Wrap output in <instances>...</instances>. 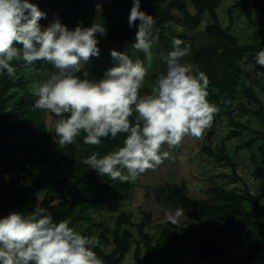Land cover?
Segmentation results:
<instances>
[{
    "label": "trees",
    "instance_id": "trees-1",
    "mask_svg": "<svg viewBox=\"0 0 264 264\" xmlns=\"http://www.w3.org/2000/svg\"><path fill=\"white\" fill-rule=\"evenodd\" d=\"M46 1V0H42ZM224 0H191L192 14L180 0H171L164 6L161 0H141L140 10L154 17L159 29L156 43L165 55L171 51L173 37L191 46L186 59L199 66L209 78L208 100L219 106L206 138L212 142L221 123L229 124V136L252 135L241 147L256 148L259 164L264 170V130H253L243 123L238 114H247L264 123V69L255 65L253 55L264 48V22H256L250 8L264 17V0H237L227 9L228 25L217 14ZM101 0H68L61 5L60 22L69 29L77 24L90 26L94 18L105 21L107 34L98 36L100 54L110 49L118 52L125 43L135 38L136 28L128 27L132 0H112L100 6ZM181 14L178 27L171 31L172 10ZM245 17L252 27L250 42L242 44L233 28ZM206 23L199 31L202 20ZM42 28L49 25L40 21ZM252 64L249 70L245 65ZM14 76L0 74V217L10 212L27 214L36 207L48 210L54 221H70L86 236H98L100 245L95 248L104 264H124L129 254L135 264H184L187 257L219 263L224 259L238 264H251L264 253V205L248 186L239 182L237 164L229 155L224 141L204 145L202 151L214 162L228 166L231 173H220L197 199L188 195L187 182L180 185L164 183L155 188L154 200L166 208H183L195 220H206L207 227L190 226L181 221L179 227L167 222L160 237L150 233L151 213L141 210L142 218L135 221L132 214L121 212L113 219V227L106 222L105 211L111 202L122 200L132 187L130 182L113 181L99 177L94 169L81 163L94 152L105 155L122 146V135L116 139L102 138L97 146L84 145L83 135L76 145H68L70 161L56 164L52 171L55 153L48 150L47 142L39 146L41 138L55 135L46 123L44 111L34 107L38 97L33 90L38 74L54 71L50 64L38 61L34 66L13 62ZM30 76V77H29ZM37 76V77H36ZM83 78V74H80ZM29 77V78H28ZM240 147V148H241ZM257 162V160L255 161ZM8 175L6 183L2 181ZM230 184H237L230 186ZM104 220L101 223L97 219ZM252 221V229L243 237L244 222ZM248 250L244 257L229 253L233 243ZM109 248V249H107Z\"/></svg>",
    "mask_w": 264,
    "mask_h": 264
},
{
    "label": "clouds",
    "instance_id": "clouds-1",
    "mask_svg": "<svg viewBox=\"0 0 264 264\" xmlns=\"http://www.w3.org/2000/svg\"><path fill=\"white\" fill-rule=\"evenodd\" d=\"M132 2L128 16V27L136 28L132 47L144 59L112 50L115 66L93 79L87 71L83 78L77 74L100 54L97 37L107 34L102 18L74 29L54 18L42 28L40 21L47 14L36 4L0 0V74L14 76L13 62L22 61L25 67L38 61L50 64L54 71L40 73L42 80L34 86L33 95L38 97L34 107L58 117L53 139L60 148L79 147L82 133L83 144L91 146L123 135L116 151L102 156L94 152L81 161L119 182H135L155 170L185 137L202 139L220 111L208 100V76L186 59L191 46L177 37L163 56L164 70L155 75L150 91L142 92L159 29L154 17L140 10L141 0ZM253 60L264 69V48ZM164 145L167 150H162ZM183 216L180 207L165 213L167 222L177 227ZM99 245L98 236L83 235L68 219L54 221L45 208L0 217V264H104L94 250Z\"/></svg>",
    "mask_w": 264,
    "mask_h": 264
},
{
    "label": "rangeland",
    "instance_id": "rangeland-1",
    "mask_svg": "<svg viewBox=\"0 0 264 264\" xmlns=\"http://www.w3.org/2000/svg\"><path fill=\"white\" fill-rule=\"evenodd\" d=\"M68 0H29L30 3L36 4L38 8L45 12L46 20L50 24L54 18L60 20V8L61 5L66 3ZM112 0H101L100 6L109 4ZM165 6L167 2L171 0H161ZM188 8V10L194 14L191 0H180ZM237 0H224L222 5L217 9V14L225 25H228L227 9ZM251 1V0H249ZM251 17L256 22H264V17H262L258 12L250 8ZM173 19L168 24L171 31H181L178 27L179 21L181 19V14L172 10ZM205 19L202 20L200 24L199 31L205 26ZM233 31L238 37L242 44L250 42L252 27L245 17H242L241 22L237 23ZM135 43V38L125 43L124 48L121 53L127 54L131 58L139 56L144 59V54L136 52L132 45ZM110 49L106 53L99 54L98 57H93L90 61L85 64L83 71L89 73L90 78L100 79L106 69L115 66L116 62L112 59ZM163 56L164 52L159 48L156 41L152 48V61L148 68V76L146 77L144 87L142 92L147 93L153 86L155 75L160 71L164 70ZM147 65V61H146ZM252 64L245 65L246 70H249ZM42 73V72H40ZM38 74V79L42 76ZM30 77V76H29ZM28 77V78H29ZM37 77V76H36ZM39 81H36V83ZM35 83V84H36ZM33 86H35L33 84ZM47 126L51 131H54L55 121L58 119L54 114L44 112ZM243 123L248 124L253 130H264V123L260 120L251 117L247 114H238ZM229 128L228 122L225 120L221 123L217 134L213 137L212 142H209L206 138V132L202 139H196L194 137H185L179 148L173 150L170 153V159L165 160L163 164L158 166L155 170H148L142 174L135 182H130L132 187L128 191V195L122 200L111 202L105 211L106 222L110 227H113V219L115 216L121 212H127L132 214V218L135 221H140L142 218L141 210L151 213L152 224L147 228V230L160 237L161 240L164 238L161 236V231L163 226L167 223L165 213L169 210L160 203L154 200L155 188L164 183L178 184L180 185L183 180L187 182L188 195L192 198L201 199L205 195L202 193L211 184H219L222 179L215 178L214 176L222 173H231V169L228 166L217 164L213 159L209 158L203 151L202 147L207 144L214 145L224 141L229 155L232 157L234 162L237 164V175L242 178V181L238 183L240 186L243 182L248 186L251 192L259 197L260 204L264 205V170L259 164V156L256 148L249 150L247 147H241L244 142H248L252 135L247 133L241 136H227V129ZM122 141L124 136L122 135ZM47 142L48 150L54 152V162L50 167V171L54 168L56 164L63 163L65 161H70L69 155L66 148H60V146L54 141L53 137L49 139L41 138L39 141V146L43 147ZM241 147V148H240ZM117 150V149H116ZM115 150V151H116ZM162 150H167V145L163 146ZM257 160V162H255ZM99 177L102 178L97 172H95ZM8 175L2 178V181L6 183ZM237 184H230L234 186ZM1 213V211H0ZM184 215L181 221L187 222L190 226L196 227H207L206 220H195L193 214L189 211H184ZM101 223H105L104 220L99 219ZM247 228H244L241 232L243 237L248 235L249 230L252 229V221L244 222ZM109 249V248H107ZM230 254L236 257H244L248 250L245 246L240 243H233L228 248ZM158 264L160 263V258L157 257ZM124 264H135L132 254H129L128 259ZM184 264H238L224 259L219 263H212L206 260L196 259L194 257H187ZM251 264H264V253L259 254L257 259H255Z\"/></svg>",
    "mask_w": 264,
    "mask_h": 264
}]
</instances>
